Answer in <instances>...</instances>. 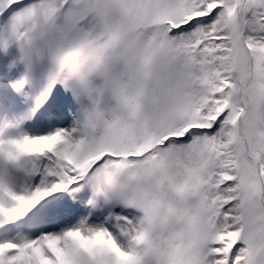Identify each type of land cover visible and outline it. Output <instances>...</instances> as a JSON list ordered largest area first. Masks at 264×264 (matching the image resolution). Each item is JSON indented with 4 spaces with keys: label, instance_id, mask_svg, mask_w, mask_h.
I'll return each instance as SVG.
<instances>
[{
    "label": "snow or ice",
    "instance_id": "obj_1",
    "mask_svg": "<svg viewBox=\"0 0 264 264\" xmlns=\"http://www.w3.org/2000/svg\"><path fill=\"white\" fill-rule=\"evenodd\" d=\"M0 264H264V0H0Z\"/></svg>",
    "mask_w": 264,
    "mask_h": 264
}]
</instances>
